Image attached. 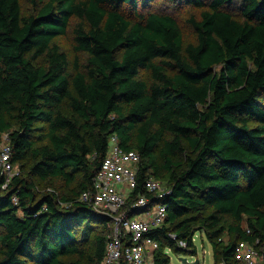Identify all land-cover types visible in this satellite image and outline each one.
Here are the masks:
<instances>
[{
  "label": "trees",
  "instance_id": "trees-1",
  "mask_svg": "<svg viewBox=\"0 0 264 264\" xmlns=\"http://www.w3.org/2000/svg\"><path fill=\"white\" fill-rule=\"evenodd\" d=\"M153 1L29 0L23 14L0 0V143L20 168L0 177V264H103L113 218L80 196L114 135L141 155L126 214L158 198L149 173L169 190L154 264H171L167 248L196 255L197 233L216 264H242L240 241L264 247V0H172L205 8L186 46L174 15L140 11ZM74 17L89 57L73 72L55 38Z\"/></svg>",
  "mask_w": 264,
  "mask_h": 264
},
{
  "label": "built area",
  "instance_id": "built-area-1",
  "mask_svg": "<svg viewBox=\"0 0 264 264\" xmlns=\"http://www.w3.org/2000/svg\"><path fill=\"white\" fill-rule=\"evenodd\" d=\"M11 155L12 146L8 134H3L0 143V177H4L5 181L2 188H6L16 175L11 174L14 167ZM140 165V153L124 149L119 144L118 137L112 136L93 188L85 190L80 196L81 201L113 218V231L106 245L103 264H121L122 260L129 264H154V254L160 248V243L152 236V232L162 227L168 218V206L160 200L169 192L164 187V182L149 173L144 183L145 190L158 198L149 202L148 197L140 196L134 204L132 214H126L124 210L130 194L138 186ZM49 191L54 190L49 188ZM14 201L18 202L16 197ZM137 213L143 215L134 218ZM258 242L259 240L256 243ZM179 245L187 247L183 240L179 241ZM168 250L171 249L167 248L166 252ZM263 251L264 247L258 248L256 244L240 241L234 255L242 264H260L264 259Z\"/></svg>",
  "mask_w": 264,
  "mask_h": 264
},
{
  "label": "rangeland",
  "instance_id": "rangeland-1",
  "mask_svg": "<svg viewBox=\"0 0 264 264\" xmlns=\"http://www.w3.org/2000/svg\"><path fill=\"white\" fill-rule=\"evenodd\" d=\"M22 13L29 14L32 12V6L29 0H20ZM142 7V6H141ZM157 10L160 12H167L174 15L183 31L184 35V44L185 46L190 42L197 41V33L193 26L191 25L189 18L195 16L196 18H200L201 12L205 8H200L192 5H187L183 3H177L172 0H154L148 8H140V11L143 10ZM229 10L238 18H242L241 9L237 6H230ZM78 19L74 17L71 20V25L68 28L66 34L59 35L55 38V41L61 46V48L66 52L68 61H69V70L75 71L77 68L80 70H84L86 68V64L88 62L89 54L85 51H78L76 49V40H75V33H74V26L76 25ZM77 67V68H76ZM142 75L144 77L149 78V74L143 72ZM41 124V123H39ZM20 172L19 165L16 164L12 168L11 174H17ZM38 183L42 184L41 188L46 187L45 182L38 181ZM50 184V183H49ZM164 187L166 188L167 185L164 182ZM48 188V186L46 187ZM45 188V189H46ZM143 215L142 213H137L133 217H139ZM195 243L197 248V254H193V250L190 249L187 251V255H179L171 250H168L167 253L171 257V264H188L184 263L181 260V257H186L189 262H196L199 260L198 264H216L213 256V249L212 244L208 240L205 234L197 233L195 236Z\"/></svg>",
  "mask_w": 264,
  "mask_h": 264
},
{
  "label": "water",
  "instance_id": "water-1",
  "mask_svg": "<svg viewBox=\"0 0 264 264\" xmlns=\"http://www.w3.org/2000/svg\"><path fill=\"white\" fill-rule=\"evenodd\" d=\"M181 260L184 262V263H188V264H198L199 263V260H196V262H189L188 259L186 257H181Z\"/></svg>",
  "mask_w": 264,
  "mask_h": 264
}]
</instances>
